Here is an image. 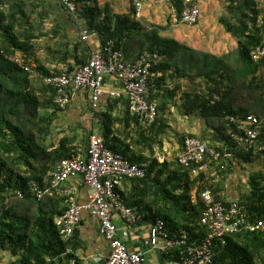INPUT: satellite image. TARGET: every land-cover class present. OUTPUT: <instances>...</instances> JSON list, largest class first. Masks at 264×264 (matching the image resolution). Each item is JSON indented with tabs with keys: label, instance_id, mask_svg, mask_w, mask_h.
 Segmentation results:
<instances>
[{
	"label": "trees",
	"instance_id": "16d2710c",
	"mask_svg": "<svg viewBox=\"0 0 264 264\" xmlns=\"http://www.w3.org/2000/svg\"><path fill=\"white\" fill-rule=\"evenodd\" d=\"M171 1L180 18L185 2L196 3L199 0ZM254 4L255 0H229L220 23L238 41V48L221 58L204 54L205 59H199L195 65V69L200 68L199 72L206 70L210 63L208 60L211 59L214 62L211 63L213 68L206 76L212 77L216 71L222 72L220 78L225 76L223 81L227 83L222 84L223 90L215 92L213 100L202 105L206 128L212 129L217 136L216 140L222 138L224 141L221 146L212 149L222 154L231 152L234 155L236 152V155L247 160L246 155L259 153L248 154L237 147L232 138L237 127L231 123L230 117L254 115L252 101L256 98L264 101V59L254 64L249 58V52L264 41V26L258 24V20L264 18V11H255L256 8H252ZM78 7L80 10L79 0ZM90 11L94 15H100L98 2L93 4ZM138 19L141 18L136 17L133 4L132 12L118 18L114 27L109 16L100 25L95 24L97 20L93 19L88 26L90 32L99 35L102 45L113 40L118 48H122L129 63L136 62L145 52L159 51L168 58V62L164 63V60L153 69L149 87L155 73L163 71L171 61L178 63L176 54H189V65L184 68L195 70L193 56L197 51L172 40L169 42L175 45L168 46L167 41L159 35L167 27H151ZM48 20L49 15L39 12V8L31 2L0 0V251L9 253L11 260L8 264H84L77 256L81 246L78 232L81 224L68 237L64 226L59 223V219L70 208L68 201L74 202V198L68 200L52 190L39 199L31 190L33 182H38L42 188L51 186L48 180L50 172L56 170L63 160L78 155L81 147L86 155L89 146L88 129L82 124L75 129L76 132L82 130L84 134L81 136L80 145H73L79 137L78 134L72 140L63 137L58 143L55 142L58 135L67 131V128L56 131L61 125L62 113L55 105L56 90L46 84V80L56 74H51L48 69L39 66L35 47L41 38H48L51 44L48 52L58 55L61 62L65 63L68 58L73 57L71 51L76 52L83 45L75 44L72 50L68 35L59 34L54 29L45 31L44 26ZM173 47L178 48L174 50ZM74 59L76 63L75 66L71 65L72 69L83 66L88 61L85 51L84 57ZM34 63L37 65L34 66ZM232 70L238 73H232ZM154 85L159 87L160 81H156ZM242 92L248 94L247 105L234 107L241 95L244 96ZM155 95L150 93L149 101H154ZM112 102L116 105L123 102L127 107L128 118L138 128L141 139L139 143L151 155V158L143 157L139 153L132 155L129 150L115 149L109 140V134L113 132L111 123L105 120L103 135L106 146L147 170L145 179H125L117 188L125 204L145 216L138 225L148 226L150 222L162 218L173 237H178L180 231L185 230L191 241H201L206 236V228L200 225L204 211L200 195L204 190L210 189L217 201L229 205L230 201L221 195V186L225 174H228L227 162L230 159L219 163L213 161L210 164L211 173L198 176L179 163V155L172 161L165 160L161 163L155 157L154 151L157 146L163 145L160 136L167 130L166 123L161 118L165 108L158 105L159 116L156 123L151 127H144L132 113L131 102L126 97L111 98L109 103ZM255 114L261 120L264 119L262 113ZM185 137L197 138L192 134ZM214 170L218 172L216 175ZM217 176H220V182L215 184L213 180ZM263 181L264 173L249 176L251 196L240 198L252 221L257 218L264 219ZM123 184L130 186L131 191L142 192L143 197L151 193L153 201L144 202L129 191L127 194L120 189ZM171 259H175V256L170 254L163 258ZM216 264H264L263 235L240 233L228 237L227 244L217 248Z\"/></svg>",
	"mask_w": 264,
	"mask_h": 264
},
{
	"label": "crops",
	"instance_id": "0c3cea01",
	"mask_svg": "<svg viewBox=\"0 0 264 264\" xmlns=\"http://www.w3.org/2000/svg\"><path fill=\"white\" fill-rule=\"evenodd\" d=\"M24 1L35 4L39 8V12H45L49 15V20L46 21L44 26L45 31L54 29L60 32L59 34L68 35L72 50L75 44L82 43L83 45V47L78 48V51H71L73 57L68 58V61L63 63L58 55L48 52L47 49L51 47L48 38L43 37L39 40L35 47V53L39 58V66L41 68L45 67L51 74L56 75L60 74L64 68H69L73 72L82 66L80 65L72 69L71 65L75 66L76 63L74 57H84L85 51L89 59L93 51L99 50L103 46L99 35L92 36L86 42L81 40L80 33L84 30L89 31L90 29L88 26L89 21L93 19L97 20L95 24L100 25L109 16L112 19V26L114 27L118 18L125 17L132 12L133 6L132 0H79L80 10L76 17L72 18L63 10L58 0ZM97 2L101 10L100 15L97 13L94 15L90 11L93 4ZM198 3L200 4L202 15L196 26H187L174 22V11L172 8L174 6L171 0L149 1L146 3L141 19H138L139 21L143 20L146 25L151 27H167V30H161L159 35L163 40L167 41L168 46L175 45L169 42V40H172L197 51L193 56V69H195L196 61L205 59L204 54L221 58L236 51L238 48V41L230 33L226 32L224 26L220 23L221 17L226 12V6L229 4V0H199ZM252 8H256L255 11L263 12L264 0H255ZM247 9L252 11L249 7ZM60 37L58 36V38ZM177 48L174 50H177ZM54 50L56 49L54 48ZM133 52L135 51L133 50ZM176 57L178 63L175 64L171 61L163 68V71L155 73L149 87V94H156L152 102L165 108L161 118L166 123L167 130L165 134L160 136V140L164 143L166 139L171 143H168L169 150H166L163 154L164 161H172L173 156L176 157L182 152L183 138L188 134H192L201 139L210 148L221 146L224 142L222 138L216 140L217 136H215L212 129L206 128L204 123L205 119L202 115V105L207 101L213 100L212 98L215 97V92L223 90L224 86L222 84L225 82L223 81L225 76L223 75L224 77L221 79L222 72L218 71L212 77L211 75L206 76L213 68L211 67V63L213 62L211 59L208 60L210 61L208 69H202L199 72L200 68L195 70L184 68V66L187 67L189 65V54H176ZM164 60V63L168 62V58L165 56ZM232 62L235 63V60H232ZM35 65L37 64L34 63ZM198 66L200 67V64ZM240 66L242 69V64ZM232 73L238 72L232 70ZM158 80L160 81V86L156 87L154 83ZM226 84L224 83V85ZM106 88L111 91L122 90V86L113 78L106 79ZM242 93H244V96L241 95L234 107L247 105L248 94L245 92ZM110 99L111 97L109 98V96H103L100 99L97 110L94 111L91 108L89 94L85 92H77L74 94L68 109L66 111L60 110L62 113V122L56 128V131L59 132L63 128H67V131L58 135L55 138V142L58 143L63 137L72 140L73 136L78 134L79 137L73 144L74 146H78L81 144V136L84 134L82 130L76 132V128H79L82 124L88 129L87 133L90 139V136L94 133L100 132L103 134L104 122L109 121L113 130L109 134V140L115 149L117 148L121 151L129 150L132 155L139 153L143 157L151 158L150 153L148 151L145 152L144 147L139 143L141 140L139 131L135 122L128 118L127 115L129 112L127 111V107H125L123 102H120L118 105L114 102L109 103ZM252 102H254L252 104L253 107L251 106L254 115H256L255 113H262V116H264V101L256 98ZM85 152L84 148L81 147L79 148L78 155L74 157H83L86 159L87 154L85 155ZM235 153L234 155L231 153L233 156L227 162L229 166L228 174H225L221 186V195L229 201L240 199L244 196H251L249 176L264 173V156L261 154L246 155L247 160L239 157ZM154 155L158 158L159 154L155 153ZM161 158H159V161L163 163L164 161L162 162L160 160ZM48 180L50 182V179ZM63 188L70 190L71 197L74 198L76 204L84 205L89 201L90 191L82 177L69 179L63 184ZM120 189L127 194L129 191L135 198L143 199L144 202L153 201L151 193L143 197L142 192L131 191L130 186H125L124 184ZM115 223L118 226L121 237L129 248L135 252L145 253V264H164L165 260L159 254L147 249V226L140 224L134 229L124 224L118 217L115 218ZM78 232L81 246L78 249L77 256L81 259L82 263L95 264L94 259H100V262L105 261L110 253L109 245L100 234L96 221L91 218L88 212L83 213L82 223Z\"/></svg>",
	"mask_w": 264,
	"mask_h": 264
},
{
	"label": "built area",
	"instance_id": "2783aa9c",
	"mask_svg": "<svg viewBox=\"0 0 264 264\" xmlns=\"http://www.w3.org/2000/svg\"><path fill=\"white\" fill-rule=\"evenodd\" d=\"M137 18L149 1L132 0ZM60 6L71 16L76 17L79 7L78 0H58ZM174 22L187 26H196L201 18V8L198 3L185 2L180 18L174 7ZM258 24L264 26V19ZM96 32L84 30L80 33L82 41H88ZM253 62L264 59V45L250 52ZM164 60L159 52H145L136 62L126 61V54L118 48L113 40L107 42L99 50L93 51L87 63L73 72L64 68L58 75L46 80V84L56 90L55 104L61 111H66L72 96L77 92H85L90 96L92 110H97L103 96L111 98L126 97L130 102V109L144 127L154 125L159 116L158 104L149 101V83L154 68ZM116 79L122 86L121 91H111L106 88V79ZM231 123L237 127L232 136L237 147L246 153L256 152L264 154V121L249 115L246 117H231ZM233 155L230 152L221 153L198 138L185 137L183 149L179 154V163L189 168L193 175H209L213 161L222 162ZM222 169L224 167L222 166ZM214 170V174L216 175ZM147 170L136 163L130 162L122 155L115 153L106 146V139L102 133H94L89 139L87 158L73 157L63 160L58 168L49 174L51 186L42 188L38 182L31 184V190L41 199L45 194L56 190L61 197H71L70 190L63 188V184L71 178L82 177L88 187L89 201L79 205L68 201L70 208L59 219L64 226L66 236L74 234L81 224L83 213L88 212L99 228L100 234L109 245L110 253L101 264H145L143 253L133 252L119 233L115 218L124 224L135 227L142 222L143 214L128 207L117 188L125 179H145ZM220 176L213 183L218 184ZM204 204L200 225L206 228V236L199 242L191 241L189 234L181 230L178 237H173L163 219L157 218L148 224L147 244L151 251L160 255L169 254L175 259L166 260L164 264H216V248L219 244L225 246L230 235L240 232L261 233L264 235V220H250L245 205L234 202L225 206L214 198L210 189L200 195ZM178 255V259L176 257Z\"/></svg>",
	"mask_w": 264,
	"mask_h": 264
},
{
	"label": "clouds",
	"instance_id": "9594fccd",
	"mask_svg": "<svg viewBox=\"0 0 264 264\" xmlns=\"http://www.w3.org/2000/svg\"><path fill=\"white\" fill-rule=\"evenodd\" d=\"M195 3V2H194ZM196 3H198V2H196ZM199 4V3H198ZM200 5V4H199ZM183 7H184V5H183ZM201 8V7H200ZM263 18V17H262ZM264 19V18H263ZM262 45H264V41H263V43L260 45V46H262ZM260 46H258V47H260ZM257 48V47H256ZM256 48H253V49H256ZM252 49V50H253ZM251 50V51H252ZM250 51V52H251ZM250 52H249V58H250V60L253 62V60L251 59V57H250ZM262 61V60H261ZM260 62V61H259ZM254 64H256V63H258V62H253ZM252 116H254V115H252ZM231 117H241V116H231ZM230 117V118H231ZM255 117H257V116H255ZM258 118V117H257ZM260 119V118H259ZM261 120V119H260ZM261 121H263V120H261ZM210 148V147H209ZM212 149V148H211ZM262 156H264V154H261ZM217 172V171H216ZM64 198H67V199H70L71 197H64ZM221 202V201H220ZM234 202H239L240 204H242V205H244L243 204V202L240 200V199H235V200H233V201H230V203H229V205H231L232 203H234ZM223 204H224V202H222ZM225 205V204H224ZM228 205V206H229ZM226 206V205H225ZM247 210V209H246ZM247 213H248V210H247ZM248 215H249V213H248ZM202 216V215H201ZM250 216V215H249ZM160 219H162V218H160ZM250 220H251V217H250ZM254 220H264V219H261V218H257V219H254ZM253 220V221H254ZM165 221V220H164ZM200 221H201V218H200ZM252 221V220H251ZM240 233H250V232H245V231H243V232H240ZM240 233H236V234H240ZM236 234H233V235H230V236H234V235H236ZM259 234H261V233H259ZM263 235V234H262ZM229 236V237H230ZM263 237H264V235H263ZM228 239V238H227ZM226 242H227V240H226ZM227 244V243H226ZM221 244H219L218 246H220ZM218 246H217V248H218ZM221 246H223V245H221ZM216 248V249H217ZM147 249L149 250V251H151L150 249H149V245L147 244ZM133 252H135V251H133ZM152 252H155V251H152ZM140 253V252H139ZM157 253V252H156ZM143 254H144V256H145V253L143 252ZM157 254H159V253H157ZM170 254H172V251L169 253V254H166V255H160L162 258H164V257H166V256H168V255H170ZM216 256H217V250H216ZM146 259V258H145ZM94 261V263L95 264H101V263H103V262H96V260L94 259L93 260ZM166 261V260H165ZM168 261V260H167ZM146 263V262H145ZM215 263H216V258H215Z\"/></svg>",
	"mask_w": 264,
	"mask_h": 264
},
{
	"label": "rangeland",
	"instance_id": "374dc122",
	"mask_svg": "<svg viewBox=\"0 0 264 264\" xmlns=\"http://www.w3.org/2000/svg\"><path fill=\"white\" fill-rule=\"evenodd\" d=\"M58 140V139H57ZM171 143L170 141H167L166 139L164 140V143L162 146H157V150L154 151V154H159L158 158L162 157L160 160H162V162L164 161V153L166 150H169V144ZM174 159V156L172 157V160ZM11 260V257L9 255L8 252H3L0 251V264H8V262Z\"/></svg>",
	"mask_w": 264,
	"mask_h": 264
}]
</instances>
